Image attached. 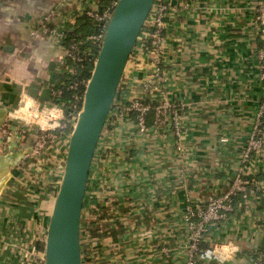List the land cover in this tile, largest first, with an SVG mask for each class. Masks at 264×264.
Listing matches in <instances>:
<instances>
[{"label":"crops","instance_id":"0c3cea01","mask_svg":"<svg viewBox=\"0 0 264 264\" xmlns=\"http://www.w3.org/2000/svg\"><path fill=\"white\" fill-rule=\"evenodd\" d=\"M257 3L173 2L165 87L168 101L186 106L181 146L169 127L136 138L125 132L122 160L116 155L107 173L113 244L91 250L86 264H186L187 206L205 210L212 194L230 189L263 99ZM82 4L90 0H0V126L10 112L19 128L7 142L0 139V264H26L28 255L42 252L62 175L60 150L68 146L60 141L38 172L35 125L56 128L50 116L61 111L43 112L45 102L26 92L61 82L64 47L32 32L44 19L50 28L75 31ZM250 174L235 212L210 230V246L225 245L212 264H247L250 253L264 252V153Z\"/></svg>","mask_w":264,"mask_h":264},{"label":"built area","instance_id":"2783aa9c","mask_svg":"<svg viewBox=\"0 0 264 264\" xmlns=\"http://www.w3.org/2000/svg\"><path fill=\"white\" fill-rule=\"evenodd\" d=\"M89 1V0H87ZM103 0H90L89 7L83 4L79 6L73 19L76 21L82 18H90L99 26V32L96 35L89 36L85 41L79 40L77 37L69 35V28L59 27L50 28L47 20H43L32 32V36L36 38L51 37L57 43L63 42L64 51L59 58L60 72L67 76H75L77 74L78 65L86 61L87 56L92 55L93 48L82 50V43L93 44L99 53L102 48L107 27L112 19L118 0H108V5H102ZM175 0H156L155 5L147 19L145 28L139 37L138 44L132 53L123 79L120 83L116 99L113 103L108 121L106 123L102 139L95 153L93 164L91 167L89 187L84 205L82 216V262L86 264L87 257L91 250L103 249L113 244V232L115 223L112 221V186L108 183L107 173L110 163L115 156L121 159L119 153V145L125 132L136 137H143L150 131H159L160 129L169 127L170 133L176 138L175 146L180 149L181 141L184 136V104H174L167 100L166 83V62L165 53L168 41L166 35L167 23L170 14L173 11V2ZM256 21L258 28V37L260 39L261 48L258 51V62L260 70V80L264 89V0H258L256 6ZM65 44V46H64ZM98 56L94 61L96 63ZM136 77V75H140ZM88 80H80L72 83L70 90L80 92L84 90L82 97L77 95L76 104L73 105L77 110V114H66L61 104L57 103V98L61 97L63 89L52 83V98L49 102H45L49 110L61 111L60 117L51 115L52 120L58 122L56 128L45 129L39 122L35 125L36 140L34 143V155L40 160L38 172L43 174L45 171L44 159L50 157L55 149L59 150L60 141L67 143L69 141L73 128L76 124L78 115L82 108L84 93L88 85ZM132 83V85H131ZM30 96V92H26ZM36 100V99H35ZM81 102V108L78 109L77 104ZM153 113V130L148 126V119ZM18 122L8 112V116L0 126V139L7 142L18 130ZM72 126L70 134L63 131ZM223 143H227L228 139L224 138ZM62 145V144H61ZM67 150L61 151L63 156L62 175L59 186L61 184ZM264 153V95L260 102L255 122L252 126L250 136L245 144L241 158V168L235 176L233 184L226 193H214L210 196L207 208L205 210L197 209L192 204L187 206L184 216L185 223L188 225L189 248L187 251L186 264H212L218 250L225 245L215 244L210 246L208 236L213 227L219 226L222 221H226L229 214L235 212V203L237 198L248 192L249 182L247 177L250 176L255 158ZM91 222L98 224L96 239L92 240L91 233L84 229V224ZM46 239L44 240V242ZM202 244L209 245L204 250L201 249ZM85 248V250H84ZM41 254V255H40ZM28 255L26 264H46L44 253ZM247 264H264V252L255 250L247 256Z\"/></svg>","mask_w":264,"mask_h":264},{"label":"water","instance_id":"95a60500","mask_svg":"<svg viewBox=\"0 0 264 264\" xmlns=\"http://www.w3.org/2000/svg\"><path fill=\"white\" fill-rule=\"evenodd\" d=\"M156 0H118L86 87L45 241L46 264H83L82 216L95 153L120 83ZM43 102L52 89H32Z\"/></svg>","mask_w":264,"mask_h":264},{"label":"trees","instance_id":"16d2710c","mask_svg":"<svg viewBox=\"0 0 264 264\" xmlns=\"http://www.w3.org/2000/svg\"><path fill=\"white\" fill-rule=\"evenodd\" d=\"M108 0H103L102 5L107 6ZM99 32V26L90 18H82L79 20V27L75 28V31L71 32L69 31V35L71 37H77L79 40L85 41V39L89 36H93L98 34ZM63 45V44H62ZM65 46V44H64ZM82 50H86L87 48H93L94 52L92 55L87 56L86 61H84L82 64L78 65L77 68V74L75 76H67L65 74H62L60 76L61 82L58 83L57 80H53L52 83H55L57 87L63 89V93L61 97L57 98V103L61 104L62 107L64 108L66 114L74 113L77 114V110L74 109L73 105L76 104V98L77 95L82 97V94L84 92L83 89L78 92H74L73 90H70V87L72 83L80 80H88L90 79L91 72L94 68V61L96 57L99 55L98 49L96 50L95 46L93 44H86L82 43L81 45ZM78 109L81 108V102L77 104ZM148 119V126L151 127L153 126L154 118H153V113ZM72 130V126H69L68 129L64 130L63 132L66 134H70ZM84 229L88 230L91 233V238L92 240L96 239L97 237V231H98V224L96 222H91L88 225L84 224ZM209 245L207 244H202L201 249L208 248ZM85 250V248H84ZM39 251H42L44 253L45 251V242L41 245L39 248ZM261 251V250H258Z\"/></svg>","mask_w":264,"mask_h":264}]
</instances>
